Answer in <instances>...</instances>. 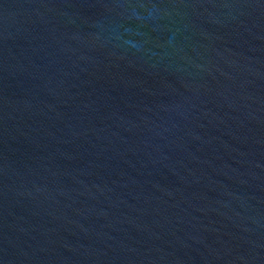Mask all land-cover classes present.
I'll return each instance as SVG.
<instances>
[{
	"label": "water",
	"instance_id": "water-1",
	"mask_svg": "<svg viewBox=\"0 0 264 264\" xmlns=\"http://www.w3.org/2000/svg\"><path fill=\"white\" fill-rule=\"evenodd\" d=\"M0 264H264V0H0Z\"/></svg>",
	"mask_w": 264,
	"mask_h": 264
}]
</instances>
